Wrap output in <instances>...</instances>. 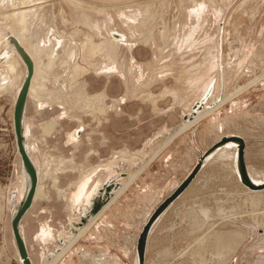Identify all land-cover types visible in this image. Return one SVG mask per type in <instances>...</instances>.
<instances>
[{"label": "rangeland", "instance_id": "obj_1", "mask_svg": "<svg viewBox=\"0 0 264 264\" xmlns=\"http://www.w3.org/2000/svg\"><path fill=\"white\" fill-rule=\"evenodd\" d=\"M25 1L0 0V36L27 28L28 51L36 59L25 136L44 197L21 223L35 264L51 263L76 235L91 190L98 194L120 170L141 166L182 126L184 115L200 109L199 102L206 106L213 97L210 107L218 105L203 106L197 115L204 117L155 158L159 151L57 264H98L100 257L111 264H136L137 258L140 264L139 237L135 248L126 237L142 231L201 156L235 137L244 140L246 171L264 172V0ZM26 8H38L28 25L26 11L13 13ZM10 59L15 73L6 67ZM23 65L11 47L0 53V264H23L11 229L27 185L13 118ZM256 78L262 79L252 82ZM200 168L195 193L184 194L154 222L143 264L264 261V225L253 218L264 212V190L241 183L226 155ZM206 206L210 218L200 211ZM240 228L247 237L235 250L227 242ZM226 245L233 250L221 251Z\"/></svg>", "mask_w": 264, "mask_h": 264}, {"label": "water", "instance_id": "obj_2", "mask_svg": "<svg viewBox=\"0 0 264 264\" xmlns=\"http://www.w3.org/2000/svg\"><path fill=\"white\" fill-rule=\"evenodd\" d=\"M12 42L15 43V45L18 47V49H20L21 53H22V58L23 61L25 63L26 66V75L24 77V80L22 82V85L18 91L17 97H16V101H15V107H14V132H15V137H16V141H17V147H18V154H19V158H20V162L22 163V167L25 168L28 177H29V183H28V190L26 191L25 196L23 197L22 201L20 202V206L17 208L16 213L14 214L12 211V218H11V229H12V234L14 237V241H15V245L17 247V252H18V256L19 258L22 260L21 262L23 264H33L32 259L29 256V251H28V247H27V243L25 240L26 237L24 238V232L22 230L21 227V223L22 220L24 218V216L26 215V213L34 206L33 205V201H34V196L37 190V186H38V170L37 167L32 159V157L30 156L26 145H25V135H24V123H25V113H26V106H27V102H28V98L29 97V92H30V87L32 84V80H33V76H34V72H35V63L34 60L32 59L30 53L28 51H26L21 44L19 43V41L12 37L11 38ZM25 66L23 65V67L25 68ZM214 102L213 97L209 100V103L204 106V103L199 102V106L200 109L198 111L193 110L196 105L192 110H190V113L187 116H183V120H182V126L179 127L176 131H174L173 133L170 134L173 135L174 133L180 131L182 128H184L186 126V122H190L194 117H196L197 113H201V109L204 106V109L208 110L209 108H212L216 105H218V103L214 106L210 107V104ZM169 136V137H170ZM167 137L158 147L157 149L149 156L148 160L145 161L144 163L141 164V166H135V168H128L127 170H120L118 172L117 176H114V178H108L107 180H112L114 182H117L116 185L114 186L113 192L115 193V191H117L118 189H120V187H122L124 184V181L132 174L138 172L142 167H144L149 161H151V159L154 157V155H156V153L160 150V148L165 144V142L167 141V139L169 138ZM234 140L239 141V168L242 174V178L243 181L247 184V185H252L250 179L248 178V174L247 171L245 169V164L243 161V152H244V140L239 138V137H235ZM33 156V154H32ZM34 158V156H33ZM35 160V159H34ZM201 167V159L199 160V163L197 165V167L195 168L194 173H192L189 177H187L181 184L180 186L170 195L168 196L165 201L158 207V209L153 213V215L151 216V218L149 219V221L144 225L140 236H139V242H138V251H139V255H140V264H143V257H144V252H145V247L147 244V239H148V234L151 230L152 225L154 224V222L156 221V219L161 215L162 212H164V210L167 209V207L170 205V203L179 196V194L184 191L189 184L191 183L192 179L194 178V176L196 175V173L199 171ZM40 170V169H39ZM106 186V185H105ZM105 186H102L99 193L95 194L93 199L91 200V205L97 201L94 204V207L92 209V212L90 211V213L86 216L85 214L82 216L80 215V210H79V216L77 217V220L80 219L79 217H84V221L81 222V224L79 222H76V224H78L79 227L76 228L77 232L76 235L81 231V229L87 225L91 218L101 210L102 208V202L107 201L111 196H107L103 201H101L100 199L102 198L103 193L101 192ZM107 190L112 189V187L107 186L106 188ZM97 195V197H95ZM22 196V195H21ZM81 207V206H80ZM80 224V225H79ZM24 235V236H23ZM75 235V236H76ZM64 248V247H63ZM62 248V249H63Z\"/></svg>", "mask_w": 264, "mask_h": 264}, {"label": "bare ground", "instance_id": "obj_3", "mask_svg": "<svg viewBox=\"0 0 264 264\" xmlns=\"http://www.w3.org/2000/svg\"><path fill=\"white\" fill-rule=\"evenodd\" d=\"M32 2H30L29 0H26L25 1V3H24V5L26 6V5H29V4H31ZM35 7V6H34ZM22 11H26L25 13H27V15H28V18H26L25 20L26 21H28V22H26V24L25 25H28V23H30V21L32 20V19H35V17L37 16V14H38V8H35V9H29V8H26L25 10H19L18 9V11H17V14L15 15L16 17H18L19 15H22ZM21 13V14H20ZM25 15V14H24ZM12 16V15H11ZM23 16V15H22ZM26 16V15H25ZM24 16V17H25ZM20 17V16H19ZM12 18V17H11ZM22 18V17H21ZM15 22H16V20H15ZM22 23H23V21H22ZM21 23V24H22ZM25 23V22H24ZM17 24H19L18 22H17ZM16 25V24H15ZM22 25H24V24H22ZM15 31V30H14ZM1 33V32H0ZM29 31L27 30V28H25V30H24V32H22V33H20V32H11L10 33V35L9 34H7L8 36H6V37H1L0 36V53L1 52H3L4 50H5V48L6 47H11V52L12 53H15V52H17L19 55H20V57H21V59H22V61H23V58H22V53H21V51H20V49H18V47L15 45V43H13L12 42V40H11V38L12 37H14V38H16L18 41H19V43L21 44V46L26 50V51H28V47H27V44H26V41H28L29 40ZM1 38H2V40H1ZM4 38V39H3ZM32 38H35V37H32ZM37 48H38V46H37ZM40 49H42L41 47L40 48H38V50H37V52H39V50ZM29 52V51H28ZM30 53V52H29ZM30 55H31V57H32V59L34 60V63H35V72H34V75L35 76H33V80H32V83L35 81V77H36V73H37V67H36V59H35V55L33 54V53H30ZM11 60V59H10ZM18 62V61H17ZM24 62V61H23ZM25 64V63H24ZM19 65V64H18ZM6 67H7V69H8V71H10V72H13V71H15L17 68H16V65H15V62H12V60L11 61H8L7 63H6ZM19 67V66H18ZM26 71H27V69H26ZM1 75V74H0ZM26 75V74H25ZM260 79V78H259ZM258 78H256L255 80H253L252 82H258V80H259ZM262 79V78H261ZM260 79V80H261ZM21 87V86H20ZM32 88H33V84H31V87H30V92L32 91ZM251 88V87H250ZM245 88H241V89H239L238 91H237V93H240L241 91H243ZM30 92H29V96H30ZM236 93L234 92L230 97H235L234 95H235ZM238 95V94H237ZM14 107H15V105H14ZM212 111V110H211ZM205 114V113H204ZM203 114V115H204ZM203 115H196L197 117H194L190 122H186V126L184 127V128H182L179 132H182V131H184V130H186L187 128H189L190 126H192L195 122H197V121H199L200 119H201V117L203 116ZM207 115V114H206ZM204 117V116H203ZM202 117V118H203ZM264 122V121H263ZM54 123V122H53ZM52 123V124H53ZM24 135H25V123H24ZM173 136V135H172ZM171 138V137H170ZM168 142H169V140H167ZM166 141V142H167ZM166 144V143H165ZM25 145H26V148H27V150H28V152H29V154H30V151H29V146H28V143H27V140H26V136H25ZM227 145H230V147L228 148L227 147V149H225V150H223L222 149V147H224L225 148V146H227ZM232 145H235V149H232L231 148V146ZM223 150L222 152H220L219 153V157H218V159L220 158V157H222V155H226V156H228V157H230V159H236L235 161H236V165H237V168H238V170H239V175H240V178H241V180H242V183L244 182L243 181V178H242V175H241V171H240V168H239V141H236V140H233V141H230V142H228V143H226V144H223V145H221V146H218L217 147V149H215V151H217V150ZM214 151V152H215ZM246 153V152H245ZM210 154H212V153H210ZM209 154V155H210ZM209 155H204V156H202L201 157V165L203 166V164H204V161H205V159L209 156ZM31 156V155H30ZM32 157V156H31ZM217 157V156H216ZM33 159V158H32ZM34 161V160H33ZM35 163V162H34ZM150 163V162H149ZM36 165V164H35ZM37 167V166H36ZM24 170H25V168H24ZM37 170H38V168H37ZM201 170V168L199 169V171ZM198 171V172H199ZM25 174H26V179H27V185H26V190H25V192H24V196H25V194H26V191L28 190V188L27 187H29L28 186V183H29V177H28V174H27V172H26V170H25ZM247 174H248V178L250 179V181H251V184L252 185H246V183L244 182V184L246 185V187H248L249 189H251V190H254V191H260V190H264V189H258L257 187H259L260 185H262L263 183H264V172H259V171H257L256 169H254V170H252L251 171V169H250V172H249V169H248V166H247ZM197 175V174H196ZM196 175L194 176V178L192 179V181H191V183L194 181V179L196 178ZM48 176V175H47ZM196 180V179H195ZM207 182V181H206ZM205 182V183H206ZM116 183L117 182H109L108 184H106V186L104 187V189L101 191L102 193H103V195H102V198L100 199L101 201H103L107 196H111L112 194V196L107 200V201H105V202H102V208H101V210L99 211V212H97L92 218H91V220L92 219H94L97 215H99L102 211H103V209L109 204V202L114 198V196H115V193L113 192V189H114V186L116 185ZM190 183V184H191ZM197 183V182H196ZM30 184V183H29ZM190 184H189V186H190ZM193 185V184H192ZM201 185V184H200ZM107 186H110V187H112V189H110V190H107L106 188H107ZM188 186V187H189ZM199 186V185H198ZM187 187V188H188ZM121 188V187H120ZM186 188V189H187ZM185 189V190H186ZM191 189H193V188H191ZM195 189V188H194ZM248 189V190H249ZM184 190V191H185ZM190 190V189H189ZM184 191H182L180 194H179V196L184 192ZM188 191V190H187ZM186 191V192H187ZM191 191H193V190H191ZM116 192V191H115ZM248 192V191H247ZM246 192V193H247ZM188 193V192H187ZM186 193V194H187ZM189 193H190V191H189ZM192 193V195H193V192H191ZM251 193V192H250ZM42 194H44V191H43V187H42V184H41V181H40V179H39V171H38V186H37V190H36V193H35V196H34V201H33V203L35 204V202H36V200H37V198H38V196H40V195H42ZM204 194V193H203ZM259 194V193H258ZM263 194H264V192H263ZM252 195V194H251ZM23 196V197H24ZM178 196V197H179ZM187 196V195H186ZM252 196H254V195H252ZM178 197H176L171 203H170V205L168 206V207H170L171 205H172V203L178 198ZM251 197V196H250ZM255 197V196H254ZM261 197V195L260 196H258V198H260ZM264 197V196H263ZM4 198V197H3ZM206 198V197H205ZM258 198H257V200H258ZM23 199V198H22ZM22 199H21V201H22ZM116 200V199H115ZM207 200V199H206ZM250 200V199H249ZM256 200V204H258L259 205V203H260V200H258L257 201ZM261 200H262V198H261ZM20 201V202H21ZM97 201H99V200H97ZM97 201H95L92 205H90V207L89 208H87L86 206H84L83 207V214H82V216L85 214L86 216L90 213V211L92 212V209H93V207H94V204L97 202ZM192 201V200H191ZM252 202H254L255 201V198H254V201H253V199L251 200ZM20 202L18 203V205H16V208H15V210H14V214L16 213V210H17V208L20 206ZM180 202V201H179ZM262 202V201H261ZM186 204V203H185ZM254 204H255V202H254ZM198 205V204H197ZM167 207V208H168ZM184 207V206H183ZM200 207V206H199ZM179 208V207H178ZM195 208V207H194ZM206 208H207V206H206ZM189 209V208H188ZM201 209V208H200ZM222 209H224V208H222ZM240 209V208H239ZM253 209V208H252ZM176 210V209H175ZM191 210V209H190ZM193 210V209H192ZM191 210V211H192ZM196 210V209H195ZM194 210V211H195ZM219 210V209H218ZM221 210V209H220ZM181 211V210H180ZM203 211H206V213H208L209 214V212H208V210H204V208H203ZM196 212H197V210H196ZM223 211H221V214H223V213H226V212H223ZM195 213V212H194ZM185 214H186V212H185ZM220 214V213H219ZM252 214V213H251ZM162 215V214H161ZM194 215V214H193ZM225 215V214H224ZM80 217V224H81V222L82 221H84V217ZM195 216V215H194ZM222 216V215H221ZM227 216V215H226ZM240 216V215H239ZM243 215H241L240 217H242ZM259 216H262L263 218H264V212H262V213H260V212H256V214L254 215V220L256 221V223H257V226H259V225H261L262 227H263V225H264V221L263 222H259ZM189 217V216H188ZM205 217H206V215H205ZM204 217V218H205ZM209 217V216H208ZM214 217V216H213ZM223 217V216H222ZM160 218V217H159ZM210 218V217H209ZM212 218V217H211ZM221 218V217H220ZM201 219V218H200ZM203 219V218H202ZM225 219H226V217H225ZM229 220H230V218H228ZM233 219H235L236 220V217L234 218L233 217ZM90 220V221H91ZM197 220V219H196ZM195 220V221H196ZM208 220V219H207ZM198 221V220H197ZM221 222V221H220ZM203 223H204V221H203ZM79 224V225H80ZM194 224V223H193ZM197 224H199V223H197ZM200 224L202 225V223L200 222ZM92 225V224H91ZM90 225V226H91ZM86 226V225H85ZM84 226V227H85ZM79 227V226H78ZM83 227V228H84ZM152 227H153V225H152ZM152 227H151V229H152ZM83 228L81 229V231L76 235V236H74L71 240H70V242L68 243V245H67V248H69L71 245H72V243L74 242V240H75V238H77L80 234H81V232L83 231ZM241 229L242 228H240V231L239 232H235L234 234H233V239L230 241L229 240V242H227L229 245H231V244H235V247H236V249L235 250H237L239 247V245H240V241H242V240H244V239H246V234L243 232V231H241ZM236 230V229H235ZM257 230V229H256ZM217 230H215V232H216ZM231 231V230H230ZM220 232V231H219ZM233 232V231H232ZM246 232V231H245ZM218 233V232H217ZM226 233V232H225ZM231 233V232H230ZM255 233V232H254ZM204 234H206V233H204ZM220 234H221V232H220ZM229 234V233H228ZM207 235V234H206ZM215 235V234H214ZM218 235L219 234H217V239H218ZM223 235V234H222ZM227 235V234H226ZM137 236V235H136ZM205 236V235H204ZM203 236V237H204ZM211 237H214V236H212V234L210 235ZM209 236V237H210ZM220 236V235H219ZM224 236V235H223ZM228 236V235H227ZM203 237H201L202 239H203ZM215 238V237H214ZM213 238V239H214ZM225 238V237H224ZM223 238V239H224ZM231 238V237H230ZM205 239H206V236H205ZM207 239H208V237H207ZM216 239V240H217ZM222 239V238H221ZM131 240V239H130ZM136 240V239H135ZM219 240V239H218ZM77 241V240H76ZM198 241H200V240H197L196 242L197 243H199ZM221 241V240H220ZM228 241V240H227ZM223 242H225V241H223ZM203 243H204V240H203ZM202 243V247L204 246V244ZM214 244H215V242H213ZM216 243H218V242H216ZM226 243V242H225ZM226 243V244H227ZM209 244V243H208ZM207 244V245H208ZM211 244V243H210ZM220 244H221V242H220ZM199 245V244H198ZM222 245V244H221ZM218 246V245H217ZM223 246H224V244H223ZM222 246V249H221V251H225V252H228V251H232L233 249L231 248V247H229V246H225V247H223ZM219 247H220V245H219ZM234 247V246H233ZM213 248H214V246H213ZM215 248H216V246H215ZM189 249V248H188ZM206 249H208V248H205V250ZM218 249V248H217ZM194 251H196L195 249H193ZM192 250V251H193ZM204 250V251H205ZM234 250V251H235ZM65 251H66V249L64 248V249H62L59 253H58V256H57V258H59L61 255H63L64 253H65ZM200 251V250H199ZM221 251H219V253L221 252ZM198 252V251H197ZM216 252H217V250H216ZM202 253V252H201ZM206 253V252H205ZM218 253V254H219ZM230 253H232V252H230ZM200 254V253H199ZM198 254V256H201V255H199ZM224 254V253H223ZM205 255V254H204ZM230 255V254H229ZM29 256H30V254H29ZM196 256V255H195ZM232 256V255H231ZM205 257V256H204ZM203 257V258H204ZM222 257V256H221ZM220 257V258H221ZM225 257V256H224ZM31 258V257H30ZM101 258V257H100ZM202 258V257H201ZM219 258V257H218ZM223 258V257H222ZM225 258H229V256L227 257H225ZM105 258H101V260L99 261L100 262V264H101V262H105V260H104ZM203 260V259H202ZM220 260V259H219ZM22 261V260H21ZM205 261V260H204ZM223 261V260H222ZM33 262V261H32ZM95 262V261H94ZM106 263V262H105ZM223 262H221V264H222ZM33 264H34V262H33ZM220 264V263H219ZM224 264V263H223ZM257 264H264V261L263 260H259L258 262H257Z\"/></svg>", "mask_w": 264, "mask_h": 264}, {"label": "crops", "instance_id": "obj_4", "mask_svg": "<svg viewBox=\"0 0 264 264\" xmlns=\"http://www.w3.org/2000/svg\"><path fill=\"white\" fill-rule=\"evenodd\" d=\"M0 4H1V2H0ZM17 11H18V9L17 10H14L13 11V13L16 15L17 14ZM181 133H184V132H176L175 134H173V136H171V138H169L168 140H169V142L165 145H163L161 148H160V152L155 156V158L156 157H158L160 154H162V152L166 149V147L169 145V143H171V141L176 137V136H178V135H180ZM235 147V145H232L231 146V148H234ZM225 147H230V145H227V146H225ZM223 148V147H222ZM219 151L220 150H217V151H215V152H213L212 154H210L206 159H205V161H204V164H203V166H205L206 164H208L209 163V161H211L212 159L214 160V159H218V157H219ZM217 156V157H216ZM202 157V156H201ZM221 158V157H220ZM219 158V159H220ZM201 159V158H200ZM199 159V160H200ZM223 159V158H222ZM226 160H228V159H226ZM236 160V159H235ZM152 161V160H151ZM151 161H149V162H151ZM149 162L144 166V167H142L138 172H136V173H134V174H132V175H130L127 179H126V181L123 183L124 185L120 188V189H118L116 192H115V196H114V198L109 202V204L103 209V211L99 214V215H97L94 219H92L84 228H83V231L81 232V234L77 237V238H75V240H74V242L72 243V245L69 247V248H67V245L65 246V249H66V251H65V253L63 254V255H61L59 258H57V256L55 257V260H53L51 263H49V264H57L60 260H62L65 256H66V254L67 253H69V251L72 249V247H74V245H76L86 234H87V232L88 231H90L93 227H94V224H96L97 223V221L103 216V214L105 213V211H107L109 208H111L115 203H116V201H117V199L122 195V193L123 192H125V190L132 184V183H134V181L136 180V178L138 177V176H140L141 175V172L144 170V169H146L147 167H148V165H149ZM231 162H232V167H233V170H234V173L236 174V176H237V179L242 183V181H241V178H240V175H239V170H238V168H237V165H236V163H235V161L233 160V159H231ZM202 170V169H201ZM197 178V177H196ZM195 178V179H196ZM195 179H194V181L190 184V186L176 199V200H178L179 198H181L184 194H186V191L188 190V191H190V193L188 192L186 195L187 196H191L192 195V193L191 192H193V193H195V190H194V187H191L192 186V184L195 182ZM184 181V180H183ZM183 181H181V182H178V183H176L175 184V188H174V191L180 186V184L183 182ZM193 188V189H191V188ZM190 189V190H189ZM191 190H193V191H191ZM97 193V190H91V192H90V194L88 195V196H86V201L85 202H83V203H86V204H84L83 205V207L84 206H86L87 208H89L90 207V205H91V200L93 199V197H94V195ZM171 195V194H170ZM169 195V196H170ZM116 199V200H115ZM176 200L172 203V204H174L175 202H176ZM203 208H204V210L206 209V210H208V212L210 211V209H208V208H205V207H201V212L204 214V215H206V217H208L209 216V214H210V212H209V214L208 213H206V211H203ZM193 210L194 209H196V208H192ZM220 209V208H219ZM82 210H83V208H82ZM197 210V209H196ZM197 212H199V211H197ZM219 212V211H218ZM82 214H83V212H82ZM150 215H152V213L151 214H149V217H150ZM197 216V215H196ZM162 216H160V218H161ZM225 217L226 216H224V217H222L221 216V218L222 219H225ZM195 218H198V216L197 217H195ZM148 219V218H147ZM92 224V225H91ZM146 224V222L144 223V225ZM91 225V226H90ZM144 227V226H143ZM143 227H142V229H143ZM152 230V229H151ZM141 231V230H140ZM140 231L138 232V233H136V234H134L133 235V238L131 237V238H129V237H126V239H125V241L127 242V243H131L132 245H134V248L136 247V242H137V239H138V237H139V234H140ZM137 235V236H136ZM203 235H205V234H203ZM25 237V236H24ZM131 239V240H130ZM136 239V240H135ZM26 240V239H25ZM77 240V241H76ZM26 243H27V241H26ZM27 247H28V244H27ZM30 257H31V259H32V261H33V258H32V256L30 255ZM101 258H103V257H101ZM101 258H100V260H101ZM105 258V257H104ZM99 260V261H100ZM105 260V262L107 263V264H111L109 261H108V258H105L104 259ZM135 261H136V264H138V259L136 258L135 259ZM34 262V261H33ZM102 263V262H101ZM35 264V263H34ZM98 264H100V262H98Z\"/></svg>", "mask_w": 264, "mask_h": 264}, {"label": "flooded vegetation", "instance_id": "obj_5", "mask_svg": "<svg viewBox=\"0 0 264 264\" xmlns=\"http://www.w3.org/2000/svg\"><path fill=\"white\" fill-rule=\"evenodd\" d=\"M16 71H17V70H15V71H13V72H11V73H15ZM9 72H10V71H9ZM0 74H1V72H0ZM182 132H184V131H182ZM39 197H44V194L38 196V198H39ZM38 198H37V199H38Z\"/></svg>", "mask_w": 264, "mask_h": 264}]
</instances>
